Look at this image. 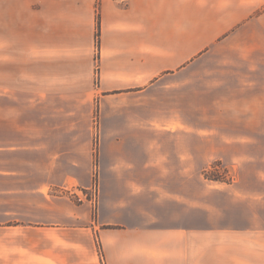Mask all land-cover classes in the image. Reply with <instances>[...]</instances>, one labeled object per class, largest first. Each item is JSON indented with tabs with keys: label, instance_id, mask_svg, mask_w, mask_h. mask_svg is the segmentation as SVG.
Here are the masks:
<instances>
[{
	"label": "crops",
	"instance_id": "crops-1",
	"mask_svg": "<svg viewBox=\"0 0 264 264\" xmlns=\"http://www.w3.org/2000/svg\"><path fill=\"white\" fill-rule=\"evenodd\" d=\"M40 12L54 39L38 47V89L2 96L9 117H37L14 136L7 123L9 153L21 140L38 155L21 171L2 162L0 264H211L209 245H229L214 264H241V244L250 259L264 233L251 217L264 0H45ZM216 162L237 179H207ZM95 177L97 204L79 203Z\"/></svg>",
	"mask_w": 264,
	"mask_h": 264
},
{
	"label": "rangeland",
	"instance_id": "rangeland-1",
	"mask_svg": "<svg viewBox=\"0 0 264 264\" xmlns=\"http://www.w3.org/2000/svg\"><path fill=\"white\" fill-rule=\"evenodd\" d=\"M44 1L45 0H0V193L2 191L4 192L7 188L6 174L3 173L7 172L4 168L7 167V165L2 162L5 161L7 157H11L13 161L12 165L16 166L18 170L21 171L27 168L26 166L35 164L30 162L33 160V156L38 155V152H33L36 150L38 151L37 147L33 145L30 147L29 143H23L21 140H14L11 143V150L9 149V153L7 141L5 140V136H7L8 133L7 123H12L11 133L14 136L16 132L20 131L17 128L18 126H14L15 124L22 125L23 123L33 122L37 117L25 115L24 113L19 114V110L14 109L16 107L15 105V107H13L12 116L9 117L6 107H4L5 109L2 108L3 101L4 103L6 102V100H3L2 96L7 93L9 89H38L40 60L38 47L41 44H50L54 39L53 37L50 38L49 36H45V33L40 34V26L43 22L44 25H46L45 16L40 15V9L43 7ZM97 8H99L98 4ZM99 17L100 15L97 17V25ZM50 18L49 22H53L54 19L52 16ZM97 45H100V40ZM48 56H51V53H49ZM97 57L98 55L96 54V60L98 59ZM257 103L263 105V101L257 100ZM255 112V115H251V155H253L251 156L253 157L251 158L252 177L264 173V130H262L264 128V109L259 108V110ZM98 121V116L95 115V127H98ZM94 150H97L96 146ZM16 160H19V162L14 163ZM96 162L97 159H95L94 162L95 175L97 172ZM216 163H213L217 166L211 169L210 175L217 176L224 180L218 182L232 183L233 180L237 179L236 171L233 167L222 162ZM34 169H38V164L35 165ZM93 187L91 188L92 190H79L81 194L82 192L91 194L93 192ZM66 192L67 191L64 190L62 195H66ZM251 195H254L255 199L254 203H251V217L256 216L257 223L264 226V178L257 180L251 178ZM6 198V196L0 194V217L3 216V212L1 211L5 203L3 200ZM81 198L82 201L79 199L80 202L77 199L76 201L79 203L87 202V199H84V197ZM252 201L253 200H251V202ZM216 246L221 249L224 248L226 251V246L229 245H209V263L211 264H214L216 260ZM220 248L219 250L221 251ZM249 250L246 244L240 245L241 254L245 255L242 256L244 257V261H241V264H264V233H251L250 259L247 256ZM222 252L223 251H221V253Z\"/></svg>",
	"mask_w": 264,
	"mask_h": 264
},
{
	"label": "trees",
	"instance_id": "trees-1",
	"mask_svg": "<svg viewBox=\"0 0 264 264\" xmlns=\"http://www.w3.org/2000/svg\"><path fill=\"white\" fill-rule=\"evenodd\" d=\"M100 35H101V21H100V17H99L98 18V25H97V43L100 40ZM216 164H218V163H216ZM215 166H217V165L213 164L210 167V169L205 170V172H204L205 177L207 179L213 180V181H224L223 179H221V178H219L217 176L210 175L211 174V169L214 168Z\"/></svg>",
	"mask_w": 264,
	"mask_h": 264
},
{
	"label": "built area",
	"instance_id": "built-area-1",
	"mask_svg": "<svg viewBox=\"0 0 264 264\" xmlns=\"http://www.w3.org/2000/svg\"><path fill=\"white\" fill-rule=\"evenodd\" d=\"M81 197H84V199H87L88 201H91L93 203V205L97 204V202H98V182H97V177L95 178L93 192L91 194H89V193L85 194V193L82 192ZM80 198H79V200L82 201V198L81 199Z\"/></svg>",
	"mask_w": 264,
	"mask_h": 264
}]
</instances>
